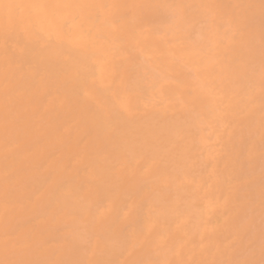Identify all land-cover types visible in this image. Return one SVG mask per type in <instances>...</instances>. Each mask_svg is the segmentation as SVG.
<instances>
[{"label": "bare ground", "instance_id": "1", "mask_svg": "<svg viewBox=\"0 0 264 264\" xmlns=\"http://www.w3.org/2000/svg\"><path fill=\"white\" fill-rule=\"evenodd\" d=\"M0 264H264V0H0Z\"/></svg>", "mask_w": 264, "mask_h": 264}, {"label": "rangeland", "instance_id": "2", "mask_svg": "<svg viewBox=\"0 0 264 264\" xmlns=\"http://www.w3.org/2000/svg\"><path fill=\"white\" fill-rule=\"evenodd\" d=\"M179 12V13H178ZM178 14V15H176V14ZM177 16V17H176ZM180 11L179 10H173L172 11V17L174 18V21L176 20V22H178V25L181 27V26H183V21H182V19L180 18ZM176 17V18H175ZM172 18V19H173ZM181 19V20H180Z\"/></svg>", "mask_w": 264, "mask_h": 264}]
</instances>
